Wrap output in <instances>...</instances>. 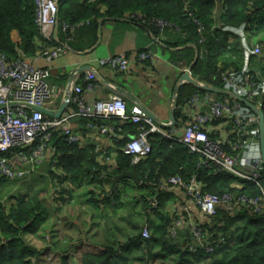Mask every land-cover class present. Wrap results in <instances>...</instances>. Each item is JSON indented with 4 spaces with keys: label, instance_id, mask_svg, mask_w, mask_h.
Wrapping results in <instances>:
<instances>
[{
    "label": "trees",
    "instance_id": "1",
    "mask_svg": "<svg viewBox=\"0 0 264 264\" xmlns=\"http://www.w3.org/2000/svg\"><path fill=\"white\" fill-rule=\"evenodd\" d=\"M107 20L137 23L146 28L152 37L160 38L159 41L165 47H184L173 52V55H179L176 64L189 70L193 78L217 90H222L219 69H240L244 61L241 39L228 29L243 27L252 47L254 42L264 44V0H59L56 29L58 40L76 52L92 50L99 40L100 25ZM160 21L170 26L161 29L158 25ZM62 25L68 26L65 32ZM39 36L35 0H0L1 54L10 61L21 55L33 57L39 53L42 44ZM173 38H178L180 42L177 43L176 40L169 43ZM191 51H196L195 63V58L190 59ZM263 58L264 48L259 57L251 56V61L258 66L264 77ZM187 60L188 65L185 67L183 63ZM200 92L207 91L192 85L180 88L174 112L176 127L186 122L181 113V107L185 104V101L181 102L182 97L189 100L193 95L201 94ZM259 104V109L264 114V96ZM138 131V126L130 123L119 125L116 133L122 136V141L114 143L105 153L98 152L94 145H69L60 134L54 135L53 144L58 147L59 153L57 168L65 174L59 179L60 184L70 182L74 185L80 176L87 174L90 183H97L105 190L101 176L106 172V167L102 166L101 159L103 156L108 158L114 149L115 166L109 173L112 179L118 181V176L132 169H135L140 178V183L135 187L142 194L137 200H143L146 221L134 239L139 244H144L141 259H119L122 252H129L133 246L127 245L118 246L122 249L117 253L110 247L100 252H84L80 264H140V261H143L142 264H155L157 260L163 264L166 258L170 257L171 260L174 254L177 257L172 258V264H193L196 260H209L206 264H264V205L260 213H255L238 202L234 204L236 210L233 214L218 208L216 216L201 226L211 242L219 238V233L227 237V240L214 253L198 251L195 255L188 252V249L183 252L182 246L174 244L180 243L182 237L187 239V230L178 234L177 240L169 235L173 215H165L164 219L160 209L152 215L147 210L148 194L153 191H157L162 207L164 196L171 192L162 190L159 185L172 176L179 177L185 183L195 177L201 183L204 193L218 196L229 193L234 198L245 196L263 199L264 165H259L257 183L230 173L214 172L200 165L198 157L189 153L183 144L161 134L150 135L151 152L144 158H138L137 164H132L133 156L124 153L123 144ZM211 136L219 138L218 131L213 129ZM233 141L234 138L231 137L230 142ZM51 174L56 177L53 172ZM29 176L0 181V188H4L6 184H20L19 181L22 182ZM104 177L107 178L106 175ZM233 184L241 185V188L233 187ZM61 198L63 203L65 199H69L66 195ZM49 200L48 196L39 192L22 194L17 197L16 202L11 201L9 205L2 204L0 200V264L36 263L34 260L39 258V251L23 235L36 234L37 229L51 217L53 213ZM62 202L53 204L59 207ZM238 219L245 220L246 229V233L243 231L244 234L239 236L233 226ZM145 226L150 230L146 239L142 237ZM233 237L237 240L232 242ZM134 247L138 248L137 245Z\"/></svg>",
    "mask_w": 264,
    "mask_h": 264
},
{
    "label": "built area",
    "instance_id": "2",
    "mask_svg": "<svg viewBox=\"0 0 264 264\" xmlns=\"http://www.w3.org/2000/svg\"><path fill=\"white\" fill-rule=\"evenodd\" d=\"M58 2L35 0L36 25L42 41L37 60L53 62L72 51L67 44L60 43L57 37ZM158 25L161 29L170 26L162 21ZM62 26L65 32L68 26ZM228 30L241 39L244 49L242 66L240 69H219L222 93L207 91L206 95L195 94L186 100L181 107L186 122L177 127L175 124L166 126L157 123L139 104L134 105L132 112L128 113L126 94L105 83L94 67H89L82 74L71 73L66 88L59 91L50 84L47 68L35 66L24 55L10 61L0 53V181L22 179L38 173L37 167L43 164L59 180L65 174L57 168L59 153L58 147L53 144L55 134H60L69 145L84 146L86 143L102 152L106 150L104 144H119L122 141L116 129L119 125L130 123L139 128L123 147L124 153L133 156L132 164H137L138 158H144L151 152L150 135L161 134L183 144L189 153L198 157L200 165L214 172L230 173L257 183L261 164L257 143L259 118L234 96L260 108L259 103L264 96V77L251 61V56L259 57L262 48L258 43L254 47L249 44L243 27ZM155 39L157 42L160 40ZM138 57L143 61L153 56L146 50L139 53ZM129 62L127 54H119L107 56L99 64L116 73H127ZM252 65L256 66L257 71ZM80 78L84 85L79 84ZM101 87L107 88L108 93L97 98L96 93ZM64 103L67 104L66 108L60 117H56ZM80 123H85V132L78 130ZM213 129L220 133L219 138L211 136ZM92 133L94 137L91 140ZM231 137L234 138L233 142H230ZM171 178L160 182L159 187L171 193L186 192L209 221L216 216L218 208L235 213V202L246 205L255 213L263 211L264 198H234L229 193L212 195L202 191L201 183L195 177L186 183L179 177ZM232 186L241 188L237 184ZM159 209L160 200L157 191H153L148 194L147 210L152 215ZM190 219L187 213L188 222ZM201 224H188L173 218L169 235L177 240L178 234L187 230L188 252L193 255L198 254V251L214 253L225 244L227 237L219 233V238L211 242ZM149 235V227L145 226L142 237L146 239Z\"/></svg>",
    "mask_w": 264,
    "mask_h": 264
},
{
    "label": "crops",
    "instance_id": "3",
    "mask_svg": "<svg viewBox=\"0 0 264 264\" xmlns=\"http://www.w3.org/2000/svg\"><path fill=\"white\" fill-rule=\"evenodd\" d=\"M176 40L177 43L180 42L178 38H173L168 42L174 43ZM172 47L173 46L169 45L165 47V45L161 44V41L157 42L146 28L137 23L122 20H107L103 21L100 25L99 40L97 45L92 50L86 52H76L72 50L63 58L54 62L37 60L36 55L28 58L35 66L47 68L49 70V82L51 85L57 87L59 91L66 88L68 84V76L71 73L76 72V74H82L89 67H94L106 82L126 94L129 98V101L127 102L128 113L132 112L134 105L139 104L153 116L157 123L171 124L170 115L173 112L174 118L175 109L173 110V108L174 103L176 107L177 94L182 86L190 85L187 81H182V76L185 74L186 69H184V67L181 68V64H176L177 59H179V55H173V52H177L184 47L178 45L175 48ZM142 50L150 51L153 57L141 61L138 54ZM195 52L191 51L192 55L190 59L195 58L193 63L197 60ZM122 53H126L130 60L128 73H115L107 67L100 66L99 62L107 56H116ZM188 60L186 63L182 62L185 67L188 65ZM262 65H264V58L262 59ZM79 84L84 85L82 78L79 79ZM176 88L178 89L177 92L175 91ZM106 93H108V89L101 87L96 93V97H104L106 96ZM185 99L186 97L183 96L181 102L186 101ZM103 123H105V121H103ZM78 130L85 132L87 129H85V125L80 123ZM93 137L94 133L91 134V140ZM84 145L87 144L85 143ZM113 145L114 143H109V145L104 144L106 150L103 152L105 153L109 148H112ZM114 150H112L110 156L108 157L111 168L115 166L116 153ZM98 161L101 162V160ZM37 169L38 173L34 174L35 177L45 178L48 181V186H50L49 190L51 189L49 202H51L53 214H51L49 219H52L53 216L58 214V212L56 213L55 211V209H57L55 208V205H57L59 201L62 202L63 198H61V196H67L74 192L71 190L74 186L70 182L60 184L59 180L51 174L46 164L37 167ZM103 174L106 175L105 173ZM106 176L107 180H103V184L106 189H100V194L98 191L95 192L94 197L97 198L96 201H88L91 213L87 212V216L84 221L85 225L82 227L86 229V232L84 237H81L80 241L76 242V245H86L90 248L91 252H100L105 250L107 247H110L117 253L120 249H122L118 248V246L125 247L127 245H139L134 237L139 233L141 225L138 227V225L134 224L132 219L129 223V227H126V230L118 227L120 222L118 221L119 218H117L116 215L118 210V207H115L116 198L120 197L119 194L126 191L128 187L134 188L133 191L132 188L129 189V196H135L138 191L136 190L135 182L131 179L123 178L125 180L121 182L122 179H117L118 181H116L115 179H112L113 177L111 175ZM168 196H172L171 198L173 199V203L168 208L161 209V212L167 210L166 216L173 215V218H179L188 224H200V222L204 224L205 222H208L209 218L206 214L198 206H196L191 199L188 200L185 197L184 192L176 191L175 193H167L164 196V202ZM78 197H81V201L86 203L85 198L87 195L79 194ZM169 200L171 199L169 198ZM64 201L65 203L62 202L59 207L63 208V206L73 204L70 199H67V201L65 199ZM141 204L142 203H138V206ZM173 204H175L174 207ZM105 208H109L107 211L108 215L104 216L99 214ZM138 210L141 209L136 210L138 218H140V220H144L145 223L146 215L143 212H138ZM187 213L189 214V217H191L190 222L187 220ZM64 217L66 219H71L70 222L75 220V217H73L72 214H70V217ZM131 217H133V215ZM71 225L67 227L68 230L73 228ZM104 228L108 229L109 232L104 234ZM78 229L79 228H77V230ZM119 235H122L125 241L119 242L117 239ZM80 242L81 244H79ZM174 244L182 246L181 249L183 250L186 246L188 247V237L187 239L182 237L180 243L176 242ZM51 248L54 253L58 251L55 247ZM63 252L66 251L63 250Z\"/></svg>",
    "mask_w": 264,
    "mask_h": 264
},
{
    "label": "rangeland",
    "instance_id": "4",
    "mask_svg": "<svg viewBox=\"0 0 264 264\" xmlns=\"http://www.w3.org/2000/svg\"><path fill=\"white\" fill-rule=\"evenodd\" d=\"M35 9H36V5H35ZM155 38V37H154ZM257 44V42L253 43V46ZM261 45V48L263 50L264 48V44L258 43ZM262 54V52H261ZM260 54V55H261ZM63 58V57H61ZM59 58V59H61ZM58 60V59H57ZM56 61V60H55ZM54 62V61H53ZM129 68H130V62H129ZM252 68L257 71L256 66L252 65ZM114 71V70H113ZM115 72V71H114ZM129 72V71H128ZM127 72V73H128ZM190 71H185V73H187ZM116 73V72H115ZM191 78L192 75L190 74ZM105 83H108L105 81V79H103ZM197 82V87H204V88H211L213 89L211 86L206 85L205 83L199 81L198 79H194ZM109 84V83H108ZM111 85V84H110ZM215 90V89H213ZM208 91V90H206ZM214 92V91H211ZM202 95H206L208 93L206 92H200ZM126 104H128L127 102L129 101V98L126 96L125 98ZM175 108H173L174 110ZM163 124V123H162ZM164 125L169 126V124L165 123ZM166 130H168V128H166ZM218 134L220 135V133L218 132ZM258 145H260L259 141H257ZM126 142L123 144L125 146ZM257 157V155H256ZM103 162H101L102 166L106 167V172L105 170L103 172H105L106 175L110 176L109 173L111 171V165H109V160L106 156H103ZM105 175L102 174L101 179L103 180H107L106 177H104ZM174 177V176H172ZM167 179H173L171 177L167 178ZM166 179V180H167ZM90 177L87 174H84L82 176H80L78 178V181L73 185L74 187L71 189L74 192H72L70 195H67V197L71 200V202H73V204H70L69 206H63V208L61 207H55L57 209L56 213L58 212L57 215L53 216L52 219H48L43 225H41L38 229L36 234H27L24 233V238L28 241V243L30 245H32L36 250L39 251V258L37 257V259L34 260L35 264H63L64 263V259L66 261V263L64 264H80V258L82 256V254L84 252H90V248L86 245H81L78 246L76 245L77 241H80L81 237H84L86 229L82 228L85 223V218L87 216V212L91 213L90 208L88 206V201L91 200L92 202L96 201L97 198L94 197L95 192H99L100 194V186L97 183H90ZM20 184H6L4 185V188L1 187L0 188V200L3 202L2 204L4 205H9L11 203V201L16 202L17 197H19L22 194H34L39 192V194H42L43 196H48L51 193V189L49 190L48 186V181L45 178H41V177H35V175H31L28 178H26V180L20 182ZM130 188L132 187H128V189L124 192H122L121 194H119L120 197L116 198L115 201V207H118L117 210V218H119V222L120 225H118L119 228L121 229H125L126 227H129V223L130 221L133 219V222L135 225H138V227L143 226L144 220H140V218H138V213H137V209H141L138 210V212H143L145 214V209H144V204L142 203L143 200H137V196L142 195L139 192H136V197L134 195L129 196L130 193ZM94 189V190H93ZM134 190V188H132V191ZM93 192V193H92ZM183 192V191H182ZM185 193V197L190 200L189 196H187L186 192ZM79 194H85L87 195L86 199V203H84V201H81V197H78ZM91 197V198H90ZM172 196H168L165 199V202L162 201V207L160 206V210L162 208L166 209L169 206H171V204L173 203V199L171 198ZM100 198V197H98ZM169 198L171 200H169ZM50 199V198H49ZM99 202V201H97ZM138 203H142L141 205L138 206ZM104 204V203H102ZM175 206V204H173V207ZM54 207V206H53ZM92 207V206H91ZM116 207V208H117ZM104 208V207H103ZM52 209V206H51ZM108 209L109 208H105L101 211V215L107 216L108 215ZM224 210V209H223ZM60 213V214H59ZM70 214H72L73 217H75L72 222H70L71 219L69 218H65L64 216H69ZM167 214V210L166 211H162V215L163 218L165 219V215ZM115 215V216H116ZM133 215V217H131ZM116 218V217H114ZM131 218V219H130ZM72 224V225H71ZM73 226V228L71 229H67V227L69 226ZM234 229H235V233L237 236L244 234V232L246 233V229H245V220L244 219H238L237 221H235L233 223ZM77 228H79L77 230ZM108 229L104 228L103 229V233L106 234L107 232H109ZM244 231V232H243ZM78 232V233H77ZM152 228H151V234H152ZM119 242L125 241V239L123 238L122 235H119L118 238ZM236 241L237 239H233L231 240ZM235 243V242H234ZM233 243V244H234ZM81 244V242L79 243ZM144 244H139L138 248L132 246L131 250L129 252H122V255L120 257H118L119 259H125V258H129V259H133L135 257H138L139 259H141V257L143 256L144 253V247L142 248ZM51 247H55L58 251H56L55 253L53 252ZM87 247V248H86ZM157 248V247H155ZM63 250H65L66 252H63ZM156 250V249H154ZM74 251V252H72ZM162 255L160 254L159 257H161ZM177 254L172 255V258H176ZM172 258L170 260V257L166 258L163 261V264H165V262L167 264H172ZM174 261V260H173ZM209 260H196L194 262H192L193 264H206ZM140 264L143 263V261L139 262ZM155 264H160V260L156 261Z\"/></svg>",
    "mask_w": 264,
    "mask_h": 264
},
{
    "label": "water",
    "instance_id": "5",
    "mask_svg": "<svg viewBox=\"0 0 264 264\" xmlns=\"http://www.w3.org/2000/svg\"><path fill=\"white\" fill-rule=\"evenodd\" d=\"M182 81H187L190 85L197 87V82L191 78L190 73L187 72L182 76ZM198 88H202L208 91H214L216 93H222L219 90H213L211 88H204V87H198ZM175 91L177 92L178 89L176 88ZM234 98L239 101L240 103L244 104L245 106H247L248 108L251 109V111H253L259 118V130H260V134H259V148H260V154H261V163L264 165V114L263 112L257 108L254 104L246 101L245 99L238 97V96H234ZM67 104L64 103L61 107V110L58 114H56V117H60L61 114L63 113L64 109L66 108ZM174 108H175V103H174ZM170 122L171 125H174V118H173V112L170 115ZM123 178H128L133 180V182H135V184H139L140 183V178L137 176L135 169H132L129 172H124L122 173L120 176L117 177V179H123ZM187 246L185 248H183V252H185L187 250Z\"/></svg>",
    "mask_w": 264,
    "mask_h": 264
}]
</instances>
